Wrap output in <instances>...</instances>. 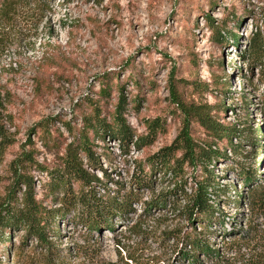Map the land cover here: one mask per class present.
<instances>
[{
	"label": "rangeland",
	"instance_id": "374dc122",
	"mask_svg": "<svg viewBox=\"0 0 264 264\" xmlns=\"http://www.w3.org/2000/svg\"><path fill=\"white\" fill-rule=\"evenodd\" d=\"M42 1L47 7L43 12L32 5L19 7L11 25L4 26L8 40L0 50V88L2 125L9 142L0 157V201L10 194L13 205H20L23 187L13 188L10 166L19 159L27 163L25 172L32 176L36 202L48 212H61V201L50 194L48 173L61 164L66 146L78 138L93 109L111 119L122 94L123 116L133 131L128 151L117 139L90 143L96 166L108 175L107 180L102 177L105 192L116 196L132 191L141 197L131 202L128 217L113 219L112 231H95L92 237L106 260H116L118 242L123 255L133 247L144 256L151 250L158 254L159 245L149 244V233L162 237L197 225L169 203L153 205L144 216L143 203L174 188L168 177L159 179L162 173L156 172L152 191L137 189L131 181L136 164L148 172L147 157L169 145L182 126L180 113L169 103L168 83L173 79L179 80L178 88L187 98L216 105L219 121L241 132L232 140L239 146L237 153L221 148L223 141L220 148L225 155L210 165L218 186H223V193L213 191L217 220L211 226V247L219 249L239 236L251 220L249 205L239 196L253 184H264V80L260 69L248 67L243 54L256 28L264 38V0ZM192 82H204L207 89L199 90ZM220 82L228 83V89ZM152 120L160 124L154 137L135 147V134L149 136L147 123ZM190 133L196 140L204 138L196 123L190 125ZM78 156L89 170L86 156ZM252 168L255 178L250 182L246 172ZM90 172L101 176L97 169ZM200 175L199 167L186 166L183 189H194ZM101 188L96 191L105 193ZM57 222L58 237L50 240L61 247L83 243L84 226ZM24 236L14 230L9 244L4 233L0 264H22L20 257L16 259V247L27 253L33 246ZM174 240L169 238L166 248ZM220 254L234 264L254 261L248 255L231 257L225 249ZM167 258L169 254L163 255L162 263Z\"/></svg>",
	"mask_w": 264,
	"mask_h": 264
},
{
	"label": "trees",
	"instance_id": "16d2710c",
	"mask_svg": "<svg viewBox=\"0 0 264 264\" xmlns=\"http://www.w3.org/2000/svg\"><path fill=\"white\" fill-rule=\"evenodd\" d=\"M31 5L39 12L47 9L42 0H0V50L4 49L8 40L4 26L11 25L19 7H31ZM208 22L214 28L210 17ZM248 42V49L243 53L246 56L247 65L250 69L252 67L260 69L261 79L264 80V64H262L264 38L258 28L252 32ZM177 81L169 80V103L175 111L180 113L182 126L169 145L147 157L148 172L144 171L142 165L136 164V171L132 173L131 181L137 189L152 191L153 177L156 172L162 173L159 179L164 180L168 177L174 188L159 193L154 199L143 203L144 216L150 214L149 209L153 205L169 203L172 205V210H176L179 215H184L192 224L196 222V227L199 229L190 225L192 228L190 231L166 232L162 237L149 233V244L157 243L161 246H158L161 254L154 253L157 250H151L144 256L133 247L126 250L123 255V249H119L118 242L116 260L102 258V251L92 237V233L100 230L112 231L113 219L117 216L128 217L132 212L131 202L141 197L138 192L132 193V191L121 195L117 193L116 196H109V192H105L107 187L104 180H107L108 175L104 169L96 166L93 142L90 143V140L117 139L123 147L122 150L128 151V143L133 137V131L123 116L126 103L124 96L120 94L112 118L101 116L99 108H94L93 115L84 119L78 138L66 146L61 164L48 173L50 194L54 200L61 201L63 207L61 212H48L42 208L34 196L32 176L25 172L27 163L19 159L11 162L10 166L14 175L13 188L20 191L23 187L22 198L18 207H15L12 202L14 195L8 194L7 198L0 201V238L6 233L7 242L11 244V233L14 230H21L25 235L24 238L29 237L33 242V246L27 253H23L20 247H16V259L20 257L22 264H234L230 262V258L220 254L221 250L225 249L227 253L233 255L231 257L248 255L254 259L251 264H264V184L250 185L247 192L239 196L240 201H246L249 205L251 220L247 223L246 229L239 236L232 237L230 242L220 246L219 249L211 247L213 234L211 226L213 221L217 220L213 191L217 195L223 193V186H218L210 165L212 161L225 155L221 152V148L237 153L239 146L233 144L232 140L239 137L241 132L235 125L219 121L216 105L198 101L195 98H187L183 91L179 90ZM220 84L224 83L220 82ZM192 85L202 91L207 89L204 82L196 84L192 82ZM228 85L225 82L223 86L228 89ZM3 103L4 96L0 88V157L7 147L6 143L9 142L2 125ZM192 123H196L202 129L204 133L202 140H196L191 136ZM147 127L149 136L135 134V147L149 143L160 124L157 120H152L147 123ZM257 131L258 135H262L260 129ZM223 141L226 144L220 148V143ZM79 153L86 156V166L89 170L84 167V163L78 156ZM186 166L199 167L201 170L200 178L194 183V189H183ZM96 169L101 171V176L90 172ZM253 170L252 168L250 173L246 172L251 177L250 182L255 178ZM72 184H76L77 188L74 189ZM97 186L102 187L105 193L97 192ZM179 199H183L182 204ZM59 219L87 229L86 234L82 236V244L61 247L49 239L51 236L58 237L57 221ZM51 224L53 228L49 230L48 227H51ZM138 232L142 233L140 229ZM169 238L175 240L168 249L165 243ZM166 254H169V258L166 259V263H162L161 259ZM74 260L77 262L75 263Z\"/></svg>",
	"mask_w": 264,
	"mask_h": 264
}]
</instances>
